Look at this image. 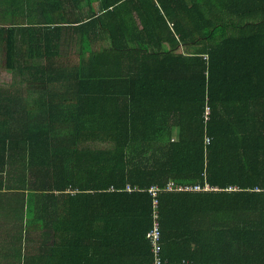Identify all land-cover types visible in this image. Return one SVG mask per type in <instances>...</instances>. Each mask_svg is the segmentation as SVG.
<instances>
[{
  "label": "trees",
  "instance_id": "trees-1",
  "mask_svg": "<svg viewBox=\"0 0 264 264\" xmlns=\"http://www.w3.org/2000/svg\"><path fill=\"white\" fill-rule=\"evenodd\" d=\"M4 72L26 264H264V0H0Z\"/></svg>",
  "mask_w": 264,
  "mask_h": 264
},
{
  "label": "crops",
  "instance_id": "crops-1",
  "mask_svg": "<svg viewBox=\"0 0 264 264\" xmlns=\"http://www.w3.org/2000/svg\"><path fill=\"white\" fill-rule=\"evenodd\" d=\"M0 204V264H26L28 254L26 243L16 234L13 222L16 224V214L7 217L6 206ZM22 211V210H20Z\"/></svg>",
  "mask_w": 264,
  "mask_h": 264
},
{
  "label": "built area",
  "instance_id": "built-area-1",
  "mask_svg": "<svg viewBox=\"0 0 264 264\" xmlns=\"http://www.w3.org/2000/svg\"><path fill=\"white\" fill-rule=\"evenodd\" d=\"M209 139H207V143H209ZM166 192H175V193H204V192H212L213 189L208 185L205 184L204 186L201 185H184V184H175V183H170L166 190ZM154 197L157 196V191L152 190L151 192ZM161 236V231L158 223L156 226L150 231L149 238L152 241L154 245V251L156 255H158L160 246H159V240ZM156 264H161L160 259L156 258Z\"/></svg>",
  "mask_w": 264,
  "mask_h": 264
},
{
  "label": "rangeland",
  "instance_id": "rangeland-1",
  "mask_svg": "<svg viewBox=\"0 0 264 264\" xmlns=\"http://www.w3.org/2000/svg\"><path fill=\"white\" fill-rule=\"evenodd\" d=\"M101 48H100V44L99 43H97L96 45H95V50H100ZM75 50H77V47H75ZM78 51V50H77ZM7 79H10V76L8 75V74H6L5 72L4 73H2L1 75H0V84L1 85H3V82L4 81H6Z\"/></svg>",
  "mask_w": 264,
  "mask_h": 264
}]
</instances>
